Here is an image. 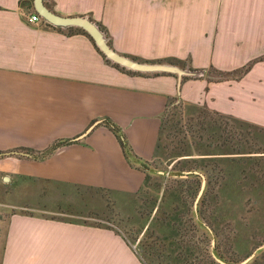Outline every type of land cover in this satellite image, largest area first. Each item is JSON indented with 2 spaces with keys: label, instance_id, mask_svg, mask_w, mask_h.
<instances>
[{
  "label": "crops",
  "instance_id": "1",
  "mask_svg": "<svg viewBox=\"0 0 264 264\" xmlns=\"http://www.w3.org/2000/svg\"><path fill=\"white\" fill-rule=\"evenodd\" d=\"M44 1L88 16L116 51L140 61L202 72L255 63L240 79L199 75L179 88L177 74L109 62L76 26L31 22L34 0H0L1 172L134 199L161 158L177 97L264 127V0ZM2 248V264H144L112 228L41 215L13 214Z\"/></svg>",
  "mask_w": 264,
  "mask_h": 264
},
{
  "label": "rangeland",
  "instance_id": "2",
  "mask_svg": "<svg viewBox=\"0 0 264 264\" xmlns=\"http://www.w3.org/2000/svg\"><path fill=\"white\" fill-rule=\"evenodd\" d=\"M260 58L264 60V55ZM254 63L255 61L248 62V71ZM199 75L207 77L206 72L202 71L186 76L190 78L200 77ZM213 76L218 77L216 74ZM208 79L212 81L211 78ZM216 80L217 78L213 79ZM176 100L164 116L161 140L163 148L161 158L150 166L152 178L155 177L151 184H157L155 179L158 174H163L164 180L172 175L182 178L186 177L182 176L184 172L194 171L197 166L215 164L217 173L214 184L208 186V179L204 175L207 183L199 200L206 193L212 196L203 208L206 213L217 211V226L224 234L220 241L216 236L213 238L214 245L219 243L221 254L237 260L229 263H239L249 257L259 245L264 244V128H254L250 126L251 121L245 119L242 120L250 122L234 123L233 120L216 115L217 111L207 105H185L180 97ZM227 136L230 141H226ZM226 143L233 149L230 155L222 154L224 147L227 148ZM238 151L240 153H236ZM208 152H215L216 158L201 159L208 157L202 154ZM5 176L9 175L0 171V264L6 227L15 213L109 227L122 236L125 233L130 239H134L133 247L138 250L137 245L144 232L137 234L136 228L144 223L146 216L138 212L144 208L142 200L115 198L103 190H76L69 187L64 189L62 186L43 181L36 182L15 176L5 179ZM189 184L192 186V196L197 200L202 183L199 184L195 178H190ZM177 185L180 193L182 185L186 183ZM185 188L186 186L183 187L184 190ZM146 191L158 197L157 204L160 203L164 188L158 195L150 186ZM185 193L187 196L191 194L188 191ZM165 208L176 212L183 211L180 201ZM149 223L150 219L145 228Z\"/></svg>",
  "mask_w": 264,
  "mask_h": 264
},
{
  "label": "trees",
  "instance_id": "3",
  "mask_svg": "<svg viewBox=\"0 0 264 264\" xmlns=\"http://www.w3.org/2000/svg\"><path fill=\"white\" fill-rule=\"evenodd\" d=\"M100 27L103 31H105L103 26L100 25ZM77 28L84 31L92 38V36L85 29L81 27H77ZM131 58L137 59L134 57ZM107 60L109 62H112L109 59ZM164 62L179 65L180 61L176 62L175 60L172 62L166 60ZM112 63L122 69L129 70L123 66H120L117 63L114 62ZM190 69L194 71H202L193 68ZM247 70H248V65L239 68L237 70H234L232 72L220 71L215 69L214 67H211L206 71V75L212 80L215 78L223 79L224 77L227 76L240 77ZM129 71L138 72L133 70H129ZM215 74L218 77L213 76ZM184 78H187V76H185ZM215 114L233 120L234 123L242 122L243 124H248V121H244L232 117L230 115L227 116L220 112H215ZM250 126L254 128H258V127L264 128L255 125L253 123H250ZM229 131L230 130H228V133ZM228 140H229V136H227L226 138V141ZM226 147L227 148L224 147V152H222V154L229 153L230 155L232 153L230 151L233 149L229 148L227 146V143H226ZM124 148L126 154L128 155V157H130V160L134 161L133 157L135 156L130 150V148H128L127 144H124ZM242 151L243 149L241 150V153ZM236 153H240V151ZM202 154L208 155V157H201V159L204 160L205 158H207V160H214L216 158L215 152H208ZM149 170L150 171L147 172L144 187L140 190V192L136 196V199L138 198L139 200H142V203L144 204V208L139 209L138 212L141 213V215L146 214L144 218V223H142L139 227L136 228L138 229L137 234H140L142 231L144 232L143 238L140 240L139 245H137L138 250L134 248L141 261L144 264H222L217 260L216 256L227 262L237 261V260L229 259L225 255L221 254L219 251V243L214 245L212 242L215 236L216 239L218 238L220 241L221 237L224 235L222 230H220L217 226V221L215 219V215L217 211L206 213V211L203 208L204 206L207 205L208 203L207 201L210 200L212 196L207 193L204 194L203 198L198 200L197 203L198 206L195 208L196 198L194 199V197L192 196V189H191L192 186L189 184L190 178H195L199 182V184H201L203 181V175H205L208 179V186L211 187L214 184L215 181L214 178L216 177V173H217L216 165L210 164V165H203V167L197 166L194 169V171L197 170L199 171V173L192 172L189 173L186 177H182V178H175L174 175H172L169 176L166 180H164L165 176L163 174H158L156 175L157 180L155 179V181H157L156 185L151 184V181L155 177L152 178L150 167ZM185 183L186 185H182V189L179 193L177 184H185ZM149 186L152 188V190L154 188L155 193H157V195L162 191V188H164L160 203L157 204L158 197H154V195L148 194L149 192L147 193L146 189ZM184 186H186L185 190L183 189ZM185 191H188L189 194L191 192V194L187 196L185 195L186 194ZM179 201L182 203L183 211L176 212L173 209L165 208L171 206L172 203L173 204H176V202L179 203ZM149 219H150V223L145 228L146 223L149 221ZM123 237L129 242L130 245L134 246V242H135L134 239L133 240L130 239L125 233L123 234ZM208 240L209 243H207ZM246 264H264V247L259 249L256 255Z\"/></svg>",
  "mask_w": 264,
  "mask_h": 264
},
{
  "label": "water",
  "instance_id": "4",
  "mask_svg": "<svg viewBox=\"0 0 264 264\" xmlns=\"http://www.w3.org/2000/svg\"><path fill=\"white\" fill-rule=\"evenodd\" d=\"M34 6L38 12V14L47 22L57 25V26H76L85 29L94 39L96 45L99 47L101 52L106 56L107 59L111 60L114 63L119 64L129 70L144 72V73H174L178 75L179 78V88L181 86L182 80L186 75H196L199 74L198 71H191L189 69L182 68L178 65L166 63V62H145L137 59H133L127 55L121 54L116 51L108 42V38L105 32L101 29L100 25L94 22L91 18L86 15H76V16H65L58 14L51 10L45 3L44 0H34ZM2 153H0L1 155ZM191 172L199 173V171H186L184 175L187 176ZM203 175V174H202ZM9 176H5V179H8ZM206 186V178L203 175L202 186L199 192V196L195 203V208L197 207L198 200L203 193V190ZM213 244L215 240H212ZM264 244L260 245L249 257L245 258L239 263H229L224 261L223 259L217 257L216 258L222 264H246L248 263L255 255L256 252L263 248Z\"/></svg>",
  "mask_w": 264,
  "mask_h": 264
},
{
  "label": "built area",
  "instance_id": "5",
  "mask_svg": "<svg viewBox=\"0 0 264 264\" xmlns=\"http://www.w3.org/2000/svg\"><path fill=\"white\" fill-rule=\"evenodd\" d=\"M42 17L39 15V14H33V15H31L30 17H29V20L31 21V22H33V21H38V20H40Z\"/></svg>",
  "mask_w": 264,
  "mask_h": 264
}]
</instances>
